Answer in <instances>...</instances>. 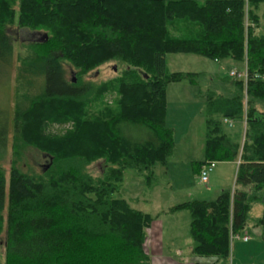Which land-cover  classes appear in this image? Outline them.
<instances>
[{
    "label": "trees",
    "instance_id": "trees-1",
    "mask_svg": "<svg viewBox=\"0 0 264 264\" xmlns=\"http://www.w3.org/2000/svg\"><path fill=\"white\" fill-rule=\"evenodd\" d=\"M261 5L264 10V0H0V72L10 77L15 67L9 28L42 33L15 67L11 124L0 109V159L9 132L16 160L25 146L48 159L33 175L15 160L8 185L0 164L3 264H151L146 232L154 219L120 191L126 171L149 186L154 168L172 155L166 87L182 80L205 99V160L239 163L232 193L189 200L173 211L190 214V264L228 262L231 236L244 232L264 190V36L255 32ZM177 23L192 26L194 35L177 34ZM167 54L245 62L246 81L168 73ZM112 62L122 69L120 79L100 89L82 82ZM65 64L76 70V83L66 79ZM106 91L115 93L114 106L100 110L94 99ZM54 125L67 129L53 133ZM91 165H100L97 176ZM251 223L264 240V210Z\"/></svg>",
    "mask_w": 264,
    "mask_h": 264
},
{
    "label": "rangeland",
    "instance_id": "rangeland-1",
    "mask_svg": "<svg viewBox=\"0 0 264 264\" xmlns=\"http://www.w3.org/2000/svg\"><path fill=\"white\" fill-rule=\"evenodd\" d=\"M15 11L18 7L14 6ZM259 24L255 32L264 36V10L263 5L258 11ZM177 34L186 36L194 35L192 26L187 23H177ZM190 28V29H189ZM8 32L13 39L14 65L17 67L20 60L25 56L27 48L33 41L42 39V33H31L19 30L17 27L9 28ZM166 71L168 73H205L207 76L222 80L231 77V72H245V62H236L229 59L215 61L193 54H167L165 57ZM116 68L114 70L113 68ZM12 73L0 72V109H6L9 123H12L15 99L18 92L16 82V70ZM66 79L72 80L71 72L77 81V72L65 64ZM0 71H2L0 69ZM120 67L116 63H108L97 70L82 77V82H90L97 89L107 83L121 78ZM42 84V82H41ZM36 90V88H35ZM33 91V90H32ZM34 93V91H33ZM198 88L186 80L169 83L165 95V124L173 131V151L165 165H157L154 168L153 178L149 186H146L144 177L137 176L134 171H126L120 196L130 202L138 198L141 203L135 201L132 207L151 215L154 219L152 226L154 230L153 246L147 248L149 254L153 252L169 258L181 254L187 262H191V248L194 243L189 233L190 214L187 210L173 211L178 204L189 200L210 201L215 199L222 191L233 192L237 164L214 162L212 171L208 173V181L202 183L197 171V164L207 162L204 158L205 147V110L204 101L198 97ZM115 93L106 91L99 99H94L95 105L103 108L114 106ZM92 104L88 111H92ZM67 126L54 125L50 131L61 133ZM11 130V127H10ZM7 153L1 159L0 164L8 176L11 164L16 158L12 154V132H9ZM19 159L16 160L17 167L24 173L33 175L40 174L43 167L47 165L48 159L42 153L30 146L23 147ZM99 166L91 165L88 168L94 176L98 175ZM261 201L252 205L248 213L247 229L252 227V220L259 218L264 210V190ZM137 204V205H136ZM148 231V230H147ZM250 239L247 243L240 239H231L230 258L226 264H264V240L257 237L253 230L246 231ZM148 235V232H146ZM241 233L240 236H243ZM160 241L156 243V240ZM159 243V247H156ZM3 235L0 236V264L4 262ZM153 250V251H151ZM160 252V253H159ZM154 253V254H155ZM179 253V254H178ZM157 256V254H155ZM152 257V256H151Z\"/></svg>",
    "mask_w": 264,
    "mask_h": 264
},
{
    "label": "crops",
    "instance_id": "crops-1",
    "mask_svg": "<svg viewBox=\"0 0 264 264\" xmlns=\"http://www.w3.org/2000/svg\"><path fill=\"white\" fill-rule=\"evenodd\" d=\"M200 99L204 101V108H205L206 107L205 99L204 98H200ZM228 127L229 128H232V129L233 128H236L235 123H232L231 126L228 125ZM222 163H232V164L236 163L238 165L239 162H222ZM132 200H134L136 202H139V204L141 203V200H139L138 198H135V199H132ZM246 229L243 232L246 235H248V233H246V231H249L251 229V230L254 231L255 236H257V237L261 236V229L260 228L250 227V229H248V230H246ZM147 232H148V235H150V237L147 236V239H146V247L149 249V248H151L153 246V242L155 241L156 238L153 240V235L155 233L154 230H153V228H151V229L149 228ZM159 241H160V238L158 237V240H156V243L159 242ZM158 245H159V243L157 244L156 247H159ZM151 251H153V250H151ZM154 253L155 252H153V254L150 255V256H152L151 257V264H190L194 260V258L189 257L190 258L189 260L190 261L192 260V261L191 262H187L185 260V257H183L179 253H178L179 255L174 256L172 259L169 258V257L162 256L160 252H159L160 253L159 256H158V252L155 253V254H157V256Z\"/></svg>",
    "mask_w": 264,
    "mask_h": 264
},
{
    "label": "built area",
    "instance_id": "built-area-1",
    "mask_svg": "<svg viewBox=\"0 0 264 264\" xmlns=\"http://www.w3.org/2000/svg\"><path fill=\"white\" fill-rule=\"evenodd\" d=\"M230 76L232 77H236L238 79H243L244 81H246V72L243 73H237V72H231ZM225 124H228L229 126H231L232 122L229 120H224ZM214 167V162H205L201 165L200 167V172H199V177H200V181L202 183H206L208 181V173H210L212 171V168ZM240 239L242 242H248L250 237L246 234H244L243 236L240 235H232L231 239Z\"/></svg>",
    "mask_w": 264,
    "mask_h": 264
},
{
    "label": "water",
    "instance_id": "water-1",
    "mask_svg": "<svg viewBox=\"0 0 264 264\" xmlns=\"http://www.w3.org/2000/svg\"><path fill=\"white\" fill-rule=\"evenodd\" d=\"M44 37H46V35H44ZM113 69L116 70L115 66H114ZM71 77H72L71 82L74 83L75 82V79H74V74L72 72H71Z\"/></svg>",
    "mask_w": 264,
    "mask_h": 264
}]
</instances>
